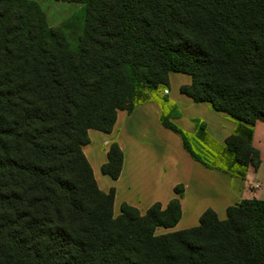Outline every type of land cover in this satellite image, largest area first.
Returning a JSON list of instances; mask_svg holds the SVG:
<instances>
[{
	"label": "trees",
	"instance_id": "trees-1",
	"mask_svg": "<svg viewBox=\"0 0 264 264\" xmlns=\"http://www.w3.org/2000/svg\"><path fill=\"white\" fill-rule=\"evenodd\" d=\"M61 1L81 6L51 27L36 1L0 0V264H264V199L165 230L181 217V184L164 207L123 202L115 215L114 188L98 187L83 152L88 129L110 132L118 110L180 72L191 80L181 93L236 127L219 143L198 120L190 134L164 115L161 124L209 169L239 178L256 169L264 0ZM122 162L112 142L101 172L115 179Z\"/></svg>",
	"mask_w": 264,
	"mask_h": 264
},
{
	"label": "crops",
	"instance_id": "crops-1",
	"mask_svg": "<svg viewBox=\"0 0 264 264\" xmlns=\"http://www.w3.org/2000/svg\"><path fill=\"white\" fill-rule=\"evenodd\" d=\"M168 79V85L158 92L161 98L169 96L168 107L161 106L159 99L151 98L137 104L130 113L118 110L108 133L88 129L89 142L83 146V152L98 187L103 191L114 188L113 211L116 204L119 211L123 202L140 212L154 202L164 207L175 195L174 186L181 184V217L175 226L165 229L178 230L198 224L200 215L208 208L223 219L229 205L244 198L264 199V122L257 120L253 126L252 146L260 156L256 169L250 168L245 178L209 169L191 158L179 135L161 124V115L188 133L195 131L198 120L219 143L233 132L236 121L226 113L216 111L209 102H194L181 93L179 87L190 83L189 75L170 72ZM164 88L168 90L165 94L162 93ZM92 132L93 138L90 137ZM112 142H116L123 152L122 168L115 179L101 172ZM105 175L109 179H105ZM254 181L260 183L258 188L251 186Z\"/></svg>",
	"mask_w": 264,
	"mask_h": 264
},
{
	"label": "rangeland",
	"instance_id": "rangeland-1",
	"mask_svg": "<svg viewBox=\"0 0 264 264\" xmlns=\"http://www.w3.org/2000/svg\"><path fill=\"white\" fill-rule=\"evenodd\" d=\"M34 1H36L40 5L42 10L44 11V13L46 15L47 22H48L49 26H51V27H57V26H60L61 24H63L66 20L71 18L73 13L78 11V9L81 6L79 3L61 1V0H34ZM72 27H74V28L76 27L75 30L77 31L80 27L79 22L74 21V24H72ZM68 35L71 38V40L73 41L75 35H73L70 32H68ZM163 87H165V86H163ZM162 93H163V89H162ZM168 97L166 96L164 98H161L159 96L158 92H153V98L159 99L161 106L166 105V107H168L167 106L169 104ZM95 132H98V131H95ZM90 137H92V138L94 137L93 132H92ZM199 148H201L200 145H199ZM104 178L109 179V177L107 175H105ZM114 207H115L114 214L117 215L119 213L118 208H117L118 205L116 204ZM158 231L160 232V231H162V229L161 230L159 229Z\"/></svg>",
	"mask_w": 264,
	"mask_h": 264
},
{
	"label": "built area",
	"instance_id": "built-area-1",
	"mask_svg": "<svg viewBox=\"0 0 264 264\" xmlns=\"http://www.w3.org/2000/svg\"><path fill=\"white\" fill-rule=\"evenodd\" d=\"M167 91L168 90L166 88H164L163 89V94L167 93ZM251 186L254 187V188H258L260 186V183L257 182V181H254V182H252Z\"/></svg>",
	"mask_w": 264,
	"mask_h": 264
}]
</instances>
